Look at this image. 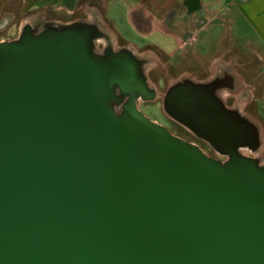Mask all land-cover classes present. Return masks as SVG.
Returning a JSON list of instances; mask_svg holds the SVG:
<instances>
[{"label":"water","instance_id":"95a60500","mask_svg":"<svg viewBox=\"0 0 264 264\" xmlns=\"http://www.w3.org/2000/svg\"><path fill=\"white\" fill-rule=\"evenodd\" d=\"M94 24L25 25L0 43V264H264L259 133L216 87L157 92Z\"/></svg>","mask_w":264,"mask_h":264},{"label":"crops","instance_id":"0c3cea01","mask_svg":"<svg viewBox=\"0 0 264 264\" xmlns=\"http://www.w3.org/2000/svg\"><path fill=\"white\" fill-rule=\"evenodd\" d=\"M9 2L11 0H0V10ZM21 2L23 9L29 11L49 8L73 13L79 8L83 13L91 12V14L88 13V17H91L93 21L89 20V22L95 23L98 27L99 24L107 25L116 40H119L120 36L112 30L109 22L119 21L118 10L127 8L128 23L133 26L138 35L153 36L155 33H162L166 37H173L177 43V52L187 50L179 56L192 58L193 61L201 57L205 58L204 72L208 70L212 76L220 68L230 69L238 66L240 59H248L241 63L240 70L229 71L235 75L238 88L248 90L252 98L257 96L256 104L264 100L262 94L264 88H260L264 85V0H21ZM215 25L227 26L231 30L232 27L246 28L251 37L244 39L237 34L224 39L220 36L214 42L215 44L207 47V54L206 50L195 48L194 44L199 32L206 26ZM189 32L191 43H193L191 52L186 48V42L182 41L183 36ZM152 47L162 56L173 57L174 55H170L163 48ZM124 48L129 49L138 57L154 52L152 49L138 48L130 43H127ZM253 61H255V67L250 65ZM256 68L258 71L253 72ZM250 73L256 75L251 81L248 79ZM260 90H263L261 94H259ZM224 92V98H227L229 93ZM239 105L235 102L234 109L243 113L241 107L246 105H241L240 108ZM256 107L259 114L258 104Z\"/></svg>","mask_w":264,"mask_h":264},{"label":"rangeland","instance_id":"374dc122","mask_svg":"<svg viewBox=\"0 0 264 264\" xmlns=\"http://www.w3.org/2000/svg\"><path fill=\"white\" fill-rule=\"evenodd\" d=\"M22 6L23 3L21 0H11V2L7 3L0 10V43L16 40L19 37L21 29L25 25H30L37 31H41L51 25L65 26L79 22L95 25V23L89 22V20L93 21L91 17H88V13L91 14V12L83 13L79 8L73 13H66L64 11H55L49 8H39L29 11L24 10ZM126 11L127 8L119 9V21H116V23L109 22L112 30L119 34V40H116L113 32H111L107 25L99 24L105 37L97 41L96 50L99 53H103L107 47H111L113 50H120L123 49L127 43L134 44L138 48L152 49L154 51L153 54H146L142 57H137L143 61L144 75L149 84L156 90L157 99L154 102L141 103L139 106L140 111L150 120L168 128L173 135L199 147L207 156L222 162L226 161L227 157L218 154L212 148L204 147L199 139L192 135L188 130L170 120L165 114L162 105V100L164 99L167 90L172 85L187 79H191L197 83L199 81L208 80L212 77L208 70L204 72L206 59L201 57L193 61L192 58L180 57L179 55L186 53L187 50L185 52H177V43L175 42V39L173 37H166L165 34L155 33L153 36L138 35L133 26L128 23ZM239 29L241 30L240 32ZM237 34L244 37V39L251 37L250 32L246 31V28L232 27L231 30L227 26H206L205 29L199 32L194 47L198 49L201 48L203 51L206 50L207 54V47L215 44L214 42L217 41V38L219 39L220 36L224 37V39H229L227 36H236ZM182 41L186 42V48L191 52V44L193 45V43H191V33L189 32L187 35L183 36ZM152 46H156L159 49L163 48L170 55L174 54L175 56H162ZM244 60L246 61L248 59H240L238 61V66L242 65L241 63H243ZM255 60L257 61V59ZM260 63L262 65V62ZM206 64L208 66V61ZM257 71V68L253 70V72ZM255 76V74L250 73L248 79L251 81ZM262 87L264 88V85L260 88L262 89ZM262 92L263 90H260L259 94ZM262 94L264 96V93ZM221 95L224 98L225 92H222ZM256 98L257 96L252 98L248 90L240 87L231 97L228 98V106L230 109L237 110L234 109L233 106L235 102L240 104L239 108L241 105H246L245 107H241L243 113L240 114L246 119L249 118L252 120V122H250L254 124L258 130L260 144L259 149L254 153L247 149H243L241 152L246 156L255 157L264 165V100L257 102L259 107L258 114L256 110Z\"/></svg>","mask_w":264,"mask_h":264},{"label":"flooded vegetation","instance_id":"af4514ba","mask_svg":"<svg viewBox=\"0 0 264 264\" xmlns=\"http://www.w3.org/2000/svg\"><path fill=\"white\" fill-rule=\"evenodd\" d=\"M254 64H255V61H253L252 63H250L251 66L253 65L255 67ZM239 68H241V67L240 66H234L233 68H230V69L220 68L216 72V74L214 76H212L210 79L204 80V81H199L197 83L216 87L215 94L224 102L225 106L227 108H229V106H228V100L229 99L228 98L231 97L233 95V93H235V91L238 89V84L236 83L235 75L233 73H231L229 70H232L233 69L235 71H238V70H240ZM185 81H193V80H191V79L184 80V81H182L180 83H177V84L172 85L169 89H171L172 87H174V86H176L178 84H183ZM195 83H196V81H195ZM169 89L167 90V92L169 91ZM224 91H227L229 93L228 94L229 97L223 98V96L221 95V93L224 92ZM167 92H166L165 96L167 95ZM165 96H164V98H165ZM163 101H164V99L162 100V105H163ZM199 141H200V143L202 145H204V147L210 148V146L207 143H205L204 141H201V140H199Z\"/></svg>","mask_w":264,"mask_h":264}]
</instances>
